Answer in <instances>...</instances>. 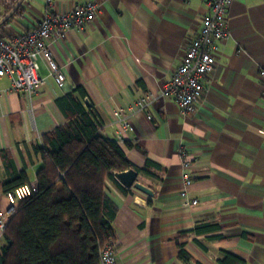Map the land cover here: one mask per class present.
Listing matches in <instances>:
<instances>
[{
    "label": "crops",
    "instance_id": "1",
    "mask_svg": "<svg viewBox=\"0 0 264 264\" xmlns=\"http://www.w3.org/2000/svg\"><path fill=\"white\" fill-rule=\"evenodd\" d=\"M207 1H55L57 14L94 3L99 16L53 46L54 60L66 75L63 89L44 61L39 74L45 83L32 96L10 91L8 78L0 81V214L10 208L6 181L26 175L30 184L37 183L43 136L68 122L57 102L82 87L85 107H93L103 121L102 134L116 143L118 133L123 136L124 143L117 145L127 160L138 169L148 160L160 166L138 176L153 196L119 181L127 194L107 185L118 210L114 246L119 264H218L223 253L264 264V0L230 5L229 36L194 113L182 114L162 96L190 42L200 35ZM18 2L0 0V23ZM46 15L44 0H24L0 25V38L29 32ZM115 111L132 131L122 130ZM182 150L192 164L190 188L183 178ZM208 225L220 230L195 232ZM219 236L231 238L214 239ZM2 238L0 233V247ZM182 245L193 258L190 263L179 258Z\"/></svg>",
    "mask_w": 264,
    "mask_h": 264
},
{
    "label": "trees",
    "instance_id": "2",
    "mask_svg": "<svg viewBox=\"0 0 264 264\" xmlns=\"http://www.w3.org/2000/svg\"><path fill=\"white\" fill-rule=\"evenodd\" d=\"M86 99L85 90L79 87L58 100L68 122L43 136L37 148L43 161L37 192L21 201L8 220L0 264H100L102 249L116 241L118 210L107 194L108 183L127 194L117 173L135 170L146 174L148 167H160L149 160L144 169L133 166L117 143L102 134L103 121L93 107H85ZM4 158L8 161L6 154ZM26 184H30L28 178L20 175L6 181L3 188L8 193ZM219 230L218 225H208L195 232L205 235ZM180 249L179 258L190 263L191 255L183 245ZM218 264L247 263L223 253Z\"/></svg>",
    "mask_w": 264,
    "mask_h": 264
},
{
    "label": "built area",
    "instance_id": "3",
    "mask_svg": "<svg viewBox=\"0 0 264 264\" xmlns=\"http://www.w3.org/2000/svg\"><path fill=\"white\" fill-rule=\"evenodd\" d=\"M55 1L44 0L47 15L35 28L10 39L0 38V81L8 78L12 92L29 97L42 88L45 80L39 74L40 61L47 63L50 68L49 76L63 89L66 86V75L54 60L53 46L56 42L65 40L70 32L85 30L99 16V6L94 3L78 5L66 14H57L54 12ZM233 2L234 0L207 1L208 14L203 21L200 35L190 42L180 66L162 90V96L171 98L184 115L194 113L204 96V80L214 71L215 56L221 43L229 36L227 13ZM261 78L264 79V70L261 72ZM140 107L146 108L144 101L140 103ZM114 117L123 131L133 130L121 112L115 111ZM116 141L122 144L125 140L118 133ZM180 156L185 186L190 188L194 183L190 173L192 164L185 150L180 152ZM35 192L37 183L26 184L6 193L10 208L6 213L0 214L2 236L17 205L32 197ZM185 195L186 193L183 194ZM197 204L196 201L192 202L193 206ZM100 264H119L113 242L102 249Z\"/></svg>",
    "mask_w": 264,
    "mask_h": 264
},
{
    "label": "water",
    "instance_id": "4",
    "mask_svg": "<svg viewBox=\"0 0 264 264\" xmlns=\"http://www.w3.org/2000/svg\"><path fill=\"white\" fill-rule=\"evenodd\" d=\"M24 0H19L18 4L16 5V7L14 8V10L11 12V14L9 16H7L1 23L0 25H2L3 23H5L15 12L16 10L20 7V5L23 3ZM117 180L125 187L128 189L134 188L135 190L142 192L146 195L149 196H153V192L148 189L147 187H145L144 185L140 184L138 182V176L139 173L135 170H129L127 172H123V173H117L116 175Z\"/></svg>",
    "mask_w": 264,
    "mask_h": 264
}]
</instances>
